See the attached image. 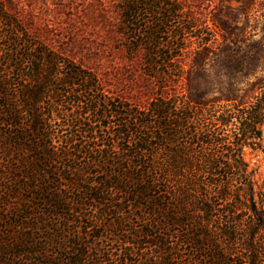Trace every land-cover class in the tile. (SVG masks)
Here are the masks:
<instances>
[{
	"label": "trees",
	"instance_id": "trees-1",
	"mask_svg": "<svg viewBox=\"0 0 264 264\" xmlns=\"http://www.w3.org/2000/svg\"><path fill=\"white\" fill-rule=\"evenodd\" d=\"M139 106L31 34L0 0V264H264V80L192 98L187 60L214 35L180 0H118Z\"/></svg>",
	"mask_w": 264,
	"mask_h": 264
},
{
	"label": "rangeland",
	"instance_id": "rangeland-1",
	"mask_svg": "<svg viewBox=\"0 0 264 264\" xmlns=\"http://www.w3.org/2000/svg\"><path fill=\"white\" fill-rule=\"evenodd\" d=\"M2 1L31 34L93 71L109 94L139 106L154 97L141 56L126 58L119 47L118 0ZM180 1L215 36L206 48L190 52L187 95L221 102L256 95L264 80V0ZM243 157L257 187L264 188V126L260 147L244 148Z\"/></svg>",
	"mask_w": 264,
	"mask_h": 264
}]
</instances>
